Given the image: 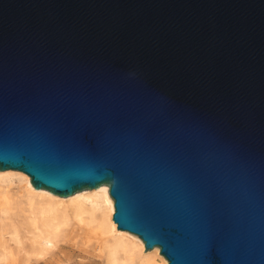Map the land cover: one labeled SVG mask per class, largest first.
I'll list each match as a JSON object with an SVG mask.
<instances>
[{
  "label": "water",
  "instance_id": "water-1",
  "mask_svg": "<svg viewBox=\"0 0 264 264\" xmlns=\"http://www.w3.org/2000/svg\"><path fill=\"white\" fill-rule=\"evenodd\" d=\"M108 186L167 264H264V0H0V171Z\"/></svg>",
  "mask_w": 264,
  "mask_h": 264
},
{
  "label": "bare ground",
  "instance_id": "bare-ground-1",
  "mask_svg": "<svg viewBox=\"0 0 264 264\" xmlns=\"http://www.w3.org/2000/svg\"><path fill=\"white\" fill-rule=\"evenodd\" d=\"M0 171V264H167L156 246L117 229L108 186L66 197Z\"/></svg>",
  "mask_w": 264,
  "mask_h": 264
}]
</instances>
